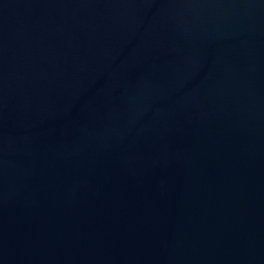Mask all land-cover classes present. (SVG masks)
<instances>
[{"label": "water", "instance_id": "1", "mask_svg": "<svg viewBox=\"0 0 264 264\" xmlns=\"http://www.w3.org/2000/svg\"><path fill=\"white\" fill-rule=\"evenodd\" d=\"M0 264H264V0H0Z\"/></svg>", "mask_w": 264, "mask_h": 264}]
</instances>
